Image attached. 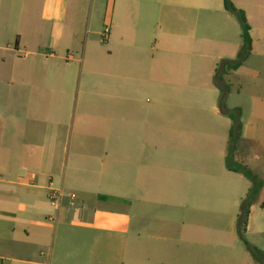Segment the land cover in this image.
<instances>
[{
	"label": "crops",
	"instance_id": "0c3cea01",
	"mask_svg": "<svg viewBox=\"0 0 264 264\" xmlns=\"http://www.w3.org/2000/svg\"><path fill=\"white\" fill-rule=\"evenodd\" d=\"M109 1L103 44L83 23L85 0H0L3 264H260L236 226L252 182L228 168V151L212 173L193 149L218 127L195 93L220 95L240 22L224 0ZM232 1L252 40L221 81L246 97L233 159L264 183V0ZM211 108L229 135L232 119ZM163 143L174 144L168 163ZM50 182L67 192L59 207ZM118 199L121 212L105 207ZM245 238L264 253V185Z\"/></svg>",
	"mask_w": 264,
	"mask_h": 264
},
{
	"label": "rangeland",
	"instance_id": "374dc122",
	"mask_svg": "<svg viewBox=\"0 0 264 264\" xmlns=\"http://www.w3.org/2000/svg\"><path fill=\"white\" fill-rule=\"evenodd\" d=\"M93 1H94V5H93ZM83 6H85V12H84V19H83V23L85 25H88L90 22V18H91V22H93L94 25H97L101 31L104 33V37L103 36H99L98 39L105 44L107 41L106 39V35H108L109 33V28H110V22L108 20V18H106V14L110 15L111 13V7H112V3L109 0H85V2H83ZM100 8V10H102V14L99 15L97 12V9ZM91 12H92V17H91ZM96 17V18H95ZM95 19V20H94ZM94 20V21H93ZM108 28V29H107ZM198 75V74H197ZM196 78V81H200V79ZM206 79H204L203 81H205ZM211 81V79L209 80ZM215 81V79H214ZM217 81V80H216ZM230 86L228 87V91L226 93V99H225V104L226 107L230 110V114L236 116L237 115V110L235 109V106H237V104L239 103L238 101H242L243 99H246V97L243 96H239L237 94H230ZM221 92V91H220ZM208 94V93H207ZM204 93V91H199L195 93V101H193L195 103V105H198L199 103H203L205 104V106H207L208 108V114L210 116V118L213 121H217L218 123V127H217V132L216 134L207 142H196L193 144V149H194V156H195V160H196V164L197 162H199L203 156H205V161L207 160L208 166L210 167L209 171H214V169H216L219 164H222V150L228 151L230 145H229V139L230 136L228 135V130L225 129V131L222 132V114H216L214 110H212V105H216L218 106V108L221 109L220 107V95L218 96V98H216V96L214 95V97L212 98L211 95H207ZM213 96V95H212ZM206 113V112H205ZM229 119H231L230 115L225 114ZM229 119L228 121H226L227 123H229ZM227 120V119H224ZM233 125V123H232ZM174 144L171 143H163V154H164V161L170 162V153H171V148ZM237 145V144H236ZM237 147V146H236ZM205 154V155H202ZM167 162V163H168ZM211 195L213 197H222V192L217 193L215 192V190H212ZM207 200H209L208 198H206ZM105 207H109L111 209H115L116 212H121V209H123V203L120 199L116 200V201H112V202H108L105 204ZM168 211V209L164 208V211ZM168 213V212H167ZM203 213L201 212H195V220L197 223H204L205 222V218L203 217ZM120 227V225H114V229L116 227ZM194 230H197V226L196 228H194ZM204 230H207L204 228ZM72 261H68L67 263L71 264Z\"/></svg>",
	"mask_w": 264,
	"mask_h": 264
},
{
	"label": "trees",
	"instance_id": "16d2710c",
	"mask_svg": "<svg viewBox=\"0 0 264 264\" xmlns=\"http://www.w3.org/2000/svg\"><path fill=\"white\" fill-rule=\"evenodd\" d=\"M224 5L225 8L229 12L234 14L237 17L238 21L240 22L242 29V39H243L241 50L237 58L233 60H224L222 62V70H220L219 72L220 74H217V79H216L221 89V96H220L221 111L224 114L230 115L233 121V125L229 132L230 147L228 149L227 166L231 170L241 172L246 178H248L252 182L251 188L249 189L247 195L242 198L240 203V210L236 221L237 233L240 239L244 242L246 248H248V250L251 252L253 258L260 264H264V253L257 247L247 242L245 238V232L248 225L250 208L258 200L259 194L263 188L264 183L247 166L237 163L233 159V154L236 149L237 141L241 136L242 122L240 121V112H237L236 116L231 115L230 110L226 107L225 99H226V93L228 91V86L222 87V83H221V81L223 80V76H222L223 73H229L230 71L238 69L247 59L251 51V43H252L250 36L251 26L250 23L248 22L245 11L241 8L236 7L232 0H224Z\"/></svg>",
	"mask_w": 264,
	"mask_h": 264
},
{
	"label": "built area",
	"instance_id": "2783aa9c",
	"mask_svg": "<svg viewBox=\"0 0 264 264\" xmlns=\"http://www.w3.org/2000/svg\"><path fill=\"white\" fill-rule=\"evenodd\" d=\"M108 29V28H107ZM107 36V35H106ZM63 189L55 186L52 182L49 184V200L54 205L59 207L61 205L62 199L64 195H66ZM68 195L73 199L75 194L73 192H69ZM73 204V202H72ZM0 264H3V258L0 257Z\"/></svg>",
	"mask_w": 264,
	"mask_h": 264
}]
</instances>
